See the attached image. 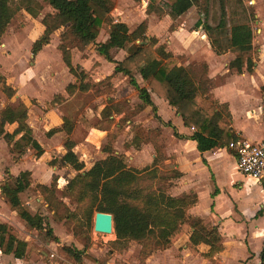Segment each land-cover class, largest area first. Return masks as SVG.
Returning a JSON list of instances; mask_svg holds the SVG:
<instances>
[{
    "label": "trees",
    "instance_id": "trees-1",
    "mask_svg": "<svg viewBox=\"0 0 264 264\" xmlns=\"http://www.w3.org/2000/svg\"><path fill=\"white\" fill-rule=\"evenodd\" d=\"M47 1L53 12L42 20L45 30L34 42L32 53L36 56L50 44L55 32L64 30L58 49L64 64L78 80L67 87L69 96L91 89V85L85 81L86 72L72 63V50L84 52L96 43L101 31H104L108 38L104 43L97 45V50L108 62L116 65L115 73L129 77L130 84L139 94L141 108L151 106L154 112L157 111L151 99V93H154L167 100L182 118L184 125L193 130V134L187 137L178 134L175 129L176 137L196 141L201 153L223 149L239 138L232 127L229 106L219 104L213 99L212 92L216 84L209 77V67L206 63L184 66L185 60L182 58L184 62L179 61L168 51L167 44L159 45L156 38L147 36V21L134 31H131L126 23L116 22L112 15L115 0ZM134 1L139 3L142 0ZM200 4L201 0H149L147 13L156 14L159 18L169 14L176 20ZM22 10L36 18L42 10V5L38 0H0V46L9 25L14 20L23 18ZM206 12L208 13L207 10ZM199 27L200 22L197 24V28ZM204 28L217 55L226 52L235 54V60L229 65L231 70L238 74L254 71V59L258 52L253 46L254 31L250 21L234 23L230 29V37L225 40L221 38L227 29L224 18L217 26L208 24ZM175 30L173 23L169 31ZM215 32L217 37L213 35ZM128 47V56L120 62L115 61L113 51L126 50ZM135 72L141 75L147 87H140L134 76ZM108 80H111V77H108ZM0 88L8 98L16 95V91L7 85L2 76ZM62 101L63 99L58 97V102ZM110 103L103 111V118L109 123L112 122L110 118L113 114L125 111V105L113 101ZM28 112L25 104H19L17 107L6 106L0 112V135L12 154L21 156L30 150L36 158H40L44 149L26 124ZM14 124V131L6 132V125ZM167 126L172 127L170 123ZM73 129V123L65 118L63 126L50 130L47 136L52 137L61 131L70 135ZM160 133L159 129L146 132V142L154 144L156 154L151 166L142 170L131 168L124 156L116 155L112 149L107 148L109 156L84 172L85 164L74 153L75 143L67 140V153L58 162L77 172L62 191V197L76 203L75 211L60 200L57 177H54L50 186L38 184L36 189L44 197L49 209L54 212L56 220L74 223L75 235L91 231L94 213H108L113 216L117 237L111 243L112 246L125 251L131 242H138L141 245L142 262L150 254L170 248L187 233H190L188 249L197 255V247L205 244L209 251L202 256L213 261L224 250L223 238L218 227L209 226L202 218L189 214V209L198 202L196 194H185L181 197H172L169 194L172 181L181 178L182 174L175 169L163 170L166 156L163 146L157 143ZM129 143L140 147L142 139L139 134L134 133ZM56 162L55 160L52 164ZM31 186L32 174L23 172L16 178L10 177L3 184L2 194L28 229L44 235L48 240H56L45 217L34 211L29 204L27 190ZM0 250L3 254L13 255L17 259L31 260L35 257L32 245L21 240L18 231L6 223L0 224ZM61 251L80 261L82 251L69 247H63Z\"/></svg>",
    "mask_w": 264,
    "mask_h": 264
},
{
    "label": "crops",
    "instance_id": "crops-1",
    "mask_svg": "<svg viewBox=\"0 0 264 264\" xmlns=\"http://www.w3.org/2000/svg\"><path fill=\"white\" fill-rule=\"evenodd\" d=\"M148 3L149 0L144 1V5L139 6L142 8H137V11L134 8V14L137 18V23L134 27V30L143 22L147 21V36L150 38H156L159 41V45L167 44L168 51L172 52L175 57L184 58V66H188L192 63H206L209 67V77L216 84L215 89L212 92L213 99L219 104H227L229 106V111L232 117L231 123L234 131L239 135V137L244 138L249 142L259 143L263 141L264 20L262 19L260 13L256 10L255 17L257 18V20L255 22L256 25L259 26L258 32H260V34L257 39H255L254 36L253 41V46L257 49L258 52L257 57L254 59V71L252 73L244 71L243 74H238L236 71L231 70L229 67L230 63L236 58L234 53L226 52L221 55H217L212 49L207 32V34L204 33L206 35L201 37L197 34L196 30H193L192 32L188 30V24L190 23H188V19L191 18L190 12L194 7L185 15L174 20L169 14H166L162 18H159L156 14L149 15L147 13ZM122 22L126 23L129 29L132 27L131 25L134 24H130L129 20H124ZM173 23H176L177 27L174 32H170L169 29ZM202 38L206 39L204 40ZM105 41L101 43H104ZM51 42H53L52 37ZM51 42L49 45L45 46L43 50L36 56L33 55L32 49L31 54L34 57H38L45 50L47 51L50 46H52ZM98 44L100 43L98 42ZM97 45L95 54L99 56L100 54L97 50ZM3 51L4 49L0 48V76L4 77L7 85L12 87L16 91V95L13 98L17 96L24 97V100L19 102V104H25L28 107L29 112L27 122L29 123L33 110L32 104L28 99L32 96V94L28 93H33L34 95L36 94V82L40 71H37V69H35L34 67L30 70H26V65L21 57L22 53L18 47L14 46V50L12 49V55L8 57L3 55ZM115 51H113V54ZM118 51L125 52V50ZM43 54L45 57V53ZM127 56L128 52L123 57V59L114 58V60L120 62ZM16 57H18V59H16L17 66L19 67L18 71L13 69L6 70L5 65H3L1 61H12L15 60ZM97 58L100 63H102V61H100V58H103V60H105L104 62L110 66V72L108 73L107 78L111 77L112 79L118 74L124 75L122 73H115L116 65L114 63L108 62L102 55ZM74 66H80L81 69L84 70L88 75L89 69L86 67L85 62ZM67 70L69 71L68 68ZM69 74L72 75L70 71ZM124 76L128 79V83L130 84L129 77L127 75ZM139 76L143 82V85H140L138 83L140 87H147L140 74ZM77 82L78 80H76L74 83ZM135 91L137 93V99L140 101L138 104L140 106V113L150 109L153 112V118L156 120V123H153L154 127L148 129V132L156 129H159L161 131L160 136L157 138V143L164 148V153L166 156L165 165L169 169H175L182 174L181 178L172 181V186L169 190V194L172 197H181L185 194L192 193L197 195V204L190 208L188 212L194 217L202 218L207 225L218 227L223 238L224 250L222 253L218 254L213 261L208 260L202 256L209 251V247L205 244H201L197 247L199 254H193L187 247L190 241V233H187L183 235L170 248L152 253L147 256L142 262L139 259L141 246L138 244V242L133 241L131 243V252H133V250H136V253L135 257L132 258L131 264H264L263 189L250 178H245V182L244 180L235 181L233 179H227L226 169L222 163V160L223 158H225V155L227 157L234 158L236 162L235 168H237L236 154L233 151L229 150L228 147H225L223 149L201 153L197 148L196 141L192 139H182L176 137L175 129L177 130L178 134L187 137H190L193 134V130L187 128L184 125L182 118L177 115L176 111L170 106L167 100L161 99L154 93H151L152 102L157 109V111L154 112L153 107L151 106L141 108L142 102L139 99V94L136 89ZM13 98H8L0 88V112L6 106H14L10 103H6V101L9 102ZM38 102L40 103V105H42L40 101ZM163 108L166 109V112L162 110ZM169 123L172 125V127L167 126V124ZM63 124L64 120L61 125L59 124L51 127L46 132V135L50 130L60 128L63 126ZM7 126L13 127L12 131H8L10 133L13 132L16 128V124L6 125L5 129L7 128ZM63 132L64 131L58 132L55 135H59ZM34 138L42 146L41 141L38 140L35 136ZM130 148H133L136 151H140L138 153H143L145 155L138 158L132 157L133 167L130 166L131 168L142 170L148 166H151L156 154L153 143L144 141L140 145V147H137L134 144H130ZM0 152L5 153V159H0L3 165V167L0 168V217L3 218L0 221V224L6 223L14 227L19 233V238L21 240L29 242L28 239H23L22 237L23 233H25L26 231L27 225L18 216L17 212L13 211L10 205L7 203L6 198L2 194V186L9 180L10 177L16 178L21 173L27 171L32 174V180H34V182L37 181L40 182L38 184L50 186L56 174H53L51 183L49 185V181L45 182L41 180V178L44 177L46 171L44 165L46 167L49 166L47 164L41 163V161H43L48 155V153H45V151L43 156L40 158H36L33 155L36 159L39 160L38 163L31 164L25 162L26 156L28 154H31L32 152L28 150L24 155L21 156L12 154L6 141L0 135ZM66 153L67 150L65 154L60 158V160L66 155ZM115 154L118 155V153ZM145 161H147L146 165L143 168H140L139 165ZM52 162L50 163V165L52 164ZM27 165H30V168H27ZM37 170L39 171L38 173ZM56 177L59 189L62 186L59 185L60 181L58 176ZM68 182H66L64 186H66ZM239 184L242 185L237 187ZM254 186H259L262 194L261 197H258L257 201H253L250 195H244L245 190H247L248 188L250 189ZM29 204H31V202ZM51 228L53 229L56 240H49V242L45 245L46 248H48V250L50 251L53 250L55 245H58L56 244L57 242H63V240L66 238L63 232L58 229V225L52 224ZM27 234L28 233H26V235ZM112 239L116 240V235ZM34 250L40 253V255L35 256L31 260L17 259L13 255L3 254L0 250V264H62V258L60 259L61 261L50 260L48 257V253L41 249L40 245H38L37 247L34 246ZM53 259L55 258L53 257ZM87 262L89 264H93V262L86 260L83 261V264H87Z\"/></svg>",
    "mask_w": 264,
    "mask_h": 264
},
{
    "label": "rangeland",
    "instance_id": "rangeland-1",
    "mask_svg": "<svg viewBox=\"0 0 264 264\" xmlns=\"http://www.w3.org/2000/svg\"><path fill=\"white\" fill-rule=\"evenodd\" d=\"M144 1L147 0H142L139 3L133 0H115V9L112 15L117 22L129 20L130 24L134 23L130 28L132 31L137 23L134 8L136 11L137 8H142L139 6H143ZM38 2L42 5V10L39 15L34 18L26 11L22 10L23 18L14 20L9 25L2 39L0 48L4 49L3 55L8 57L12 55L14 46L18 47L22 53L21 57L26 65V70H30L34 67L37 71H40L36 82V94L28 93L32 94L28 99L32 104L33 113H31L29 123L27 122L26 124L31 129L32 134L41 141L45 153H48L46 158L41 161V163L49 165L48 167L44 165L46 171L41 180L45 182L49 181V185L53 174H56L55 177L58 176L60 181L59 185L62 186L58 190L60 200L72 211H75L77 207L76 203L72 202L69 198L62 197V191L66 182L73 179L77 175V172L71 167L61 165L58 162L66 152L65 143L67 140L70 139L75 143L74 152L77 154L79 160L85 164L84 172L89 171L96 162L108 157V153L106 152L107 148L112 149L114 154L118 153V155L124 156L129 166L133 167L132 157L138 158L145 155L143 153H138L140 151L130 148L129 142L132 135L134 133L139 134L143 143L146 141V132L148 129L154 127L153 123H156V120L153 118V112L150 109L145 112L141 111L142 113H140V106L138 105L140 101L137 99V93L128 83L129 81L124 75L118 74L111 80H108L107 75L110 72V66L104 62L105 60H103V58H100V61H102V63H100L99 60H97V57H100V55L98 56L95 54L98 42L101 43L108 38L104 31H101L97 39V44L90 45L84 52H80L78 49L72 50L71 53L74 65L85 62L86 67L89 69L86 82L91 85V89L88 92L78 91L75 95L69 96L66 88L77 79L69 74L58 49L61 35L64 30L61 29L52 35V46H50L47 51L45 50L43 52L45 53V57L43 53L38 57H34L31 54L34 41L40 38L44 31L42 20L47 14L53 12L47 0H38ZM256 10L264 20L263 0H201L200 6L194 7L190 12L191 18L188 19V23L190 22L188 24V30L192 32L197 29V34L203 37L207 34L204 28L205 25H218L220 20L224 18L227 29L225 30L226 33L221 35V37L225 40L229 37L230 28L234 23L250 21L254 30L255 39H257L260 32H258L259 26L256 25L255 22L257 20L255 17ZM199 22L200 27L197 28ZM175 26L177 27L176 23ZM213 35L214 37L218 36L217 32L213 33ZM202 39L205 40L206 38ZM129 47L125 52L116 50L113 54L114 58L123 59ZM177 58L179 61L184 62L182 57ZM16 59H18V57L12 61L3 60L1 62L5 65L6 70L13 69L18 71L19 67L17 66ZM134 76L138 83L143 85L139 73L135 72ZM58 97L63 99L61 103L58 102ZM22 100H24V97L17 96L9 102L6 101V103H10L14 105L13 107H17ZM38 101H40L42 105H40ZM111 101L116 104L125 105V111L123 110L122 113L113 114L110 118L112 122L109 123L103 118V111L111 104ZM162 110L166 112V109L163 108ZM65 118L73 123L74 129L72 133L68 135L63 132L52 138H48L46 132L53 126L61 125ZM133 125H135L134 128L132 127ZM12 129L13 127L7 126L6 132L12 131ZM1 158H3V160L5 159V153L0 152V159ZM55 160L57 162L50 165V163ZM38 161L39 160L36 159L32 153L28 154L25 158V162L31 164H36ZM146 163L147 161L143 162L139 167L143 168ZM222 163L226 169L227 179H233L235 181L244 180V182L246 181L245 178L249 179L235 168L236 162L234 158L225 155ZM27 166V168H30V165ZM2 167V161L0 160V168ZM168 169L165 163H163V170ZM38 172L37 170V173ZM38 183L40 182H34V180H32V187L27 190L31 208L44 216L46 223L50 227L52 224L58 225V229L63 232L66 238L63 242H57L56 244L59 246L55 245L53 250L50 251L45 246L49 240L46 239L44 235L28 228H26L25 233H23L22 229L23 239L29 240L33 250L34 246L37 247L40 245L41 249L48 253L50 260L58 261L62 258L63 261L60 260L62 264H83L84 260L91 261L93 264H131L132 258L135 257L136 253V250L131 252L132 242L125 251H120L116 247L114 248L111 244L115 241L114 239H109L107 235L99 234L94 231L96 213L93 215L91 231L87 234L75 235L74 223L55 219L54 212L49 209L44 197L35 187ZM241 185L242 184H239L237 187ZM244 195H250L253 201H257L258 197L262 196L259 186L248 188L245 190ZM2 219L3 218L0 217V221ZM26 233L28 234L26 235ZM63 247L82 251L80 261H76L65 251V253H63L61 251ZM34 252L35 256L40 255V253L35 250ZM52 256H55V259L50 258ZM87 264L89 263L87 262Z\"/></svg>",
    "mask_w": 264,
    "mask_h": 264
},
{
    "label": "built area",
    "instance_id": "built-area-1",
    "mask_svg": "<svg viewBox=\"0 0 264 264\" xmlns=\"http://www.w3.org/2000/svg\"><path fill=\"white\" fill-rule=\"evenodd\" d=\"M228 149L236 154L237 170L264 191V140L252 143L239 137L229 144Z\"/></svg>",
    "mask_w": 264,
    "mask_h": 264
},
{
    "label": "water",
    "instance_id": "water-1",
    "mask_svg": "<svg viewBox=\"0 0 264 264\" xmlns=\"http://www.w3.org/2000/svg\"><path fill=\"white\" fill-rule=\"evenodd\" d=\"M94 231L103 235L112 234L114 232L113 216L108 213L97 212L94 219Z\"/></svg>",
    "mask_w": 264,
    "mask_h": 264
},
{
    "label": "bare ground",
    "instance_id": "bare-ground-1",
    "mask_svg": "<svg viewBox=\"0 0 264 264\" xmlns=\"http://www.w3.org/2000/svg\"><path fill=\"white\" fill-rule=\"evenodd\" d=\"M107 237H108L109 239H110V238H114V237H115L114 232H113L112 234L107 235Z\"/></svg>",
    "mask_w": 264,
    "mask_h": 264
}]
</instances>
